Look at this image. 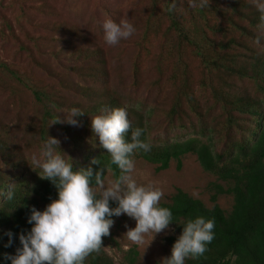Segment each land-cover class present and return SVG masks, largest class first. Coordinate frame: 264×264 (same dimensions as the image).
Instances as JSON below:
<instances>
[{
  "label": "trees",
  "instance_id": "1",
  "mask_svg": "<svg viewBox=\"0 0 264 264\" xmlns=\"http://www.w3.org/2000/svg\"><path fill=\"white\" fill-rule=\"evenodd\" d=\"M44 2L41 1L39 5L44 6ZM172 2L173 0H145L148 14L142 42H147L151 34L161 33L164 37L163 50L168 49L178 56L182 49L189 47L209 77L217 70L227 72L235 77L236 86L224 85V90L221 91L214 89V85L210 83L207 86L211 94V103L203 107L199 98L192 99L188 95L187 64L183 59L176 57L172 63L174 67L172 75L181 71L182 79L177 89H174L167 116L170 117V124L179 123L178 114L182 106L187 104L189 114L194 115L200 123L199 129L193 125L192 133L185 138L162 143L150 142L147 138L146 114L152 109L148 110L146 103L142 101L133 102L126 98L124 90L110 92L106 96L103 95L102 99H95L93 92L92 117L104 114L105 109H126L132 127L142 128L144 132L141 139L152 146L151 151L147 153L136 151L132 155L155 164V171L158 172L167 169L171 160L176 161V167L179 169L181 157L191 153L195 155L204 171L224 182L225 186L213 185L215 192L211 195L214 202L212 207L205 206L201 200L191 197L180 188L175 190L168 202H160L161 207L172 212L173 221L170 224L177 232L176 235L166 238L171 248L182 233L187 220L202 216L214 221V238L206 245L207 251L195 259L186 258L185 264H264V37L259 35L257 27L261 23V14L251 0H209V4L203 8L199 7L200 0H194L196 7L190 6L189 0H176L177 8L170 12L168 8ZM48 13H51L48 12V8H31L30 12H27L29 27H40V24L34 25V22H37V14L54 16V13ZM104 14L119 23L122 15L121 6L109 5L105 8ZM1 16L6 18L7 15ZM162 24L165 25L161 30ZM41 27L44 28V25ZM25 31L28 35L29 31ZM49 32L58 34L61 31L51 28ZM25 39L33 45L37 42L33 36L28 35ZM16 43L21 51H26V54L32 57L30 46L19 39H16ZM93 47V65L100 68L101 78L107 75L106 60L102 48L95 46V43ZM162 62L163 57H157L158 71ZM238 63L246 67L235 68ZM0 70L20 84L28 86L25 77L9 64L1 61ZM139 73L140 66L135 60L132 68L134 80ZM237 81L250 82L253 95L239 89ZM31 90L34 98L44 104L43 120L56 122L58 116L53 110L60 106L49 100L50 97L44 91L33 87ZM107 90L104 88L103 93ZM215 108L219 109L220 114ZM209 115H215L213 120H217L216 125L220 124L219 118L222 119L220 129L215 130L207 126L205 119ZM82 121L85 123V120ZM65 127V132L69 131ZM40 138L46 140L45 130L41 132ZM125 140L131 142L130 133L125 134ZM217 142H223V145L218 148ZM95 144L83 162L72 163L73 171L91 167L94 175L97 172L101 174V179L107 171L114 180L117 179L120 175L119 168L111 162L107 150L99 142ZM93 160H96V164L92 163ZM24 172L26 169L21 173ZM0 177H3L2 174ZM25 177L26 175L21 174L16 179H0V191L6 193L11 187L13 192L11 200L0 196V264H11L10 260L5 259V254L15 255L16 249L21 247L19 236L30 232L32 224L28 223V217L31 215V208L43 211L47 204L58 198L53 181L41 179L38 175V182L32 190L28 187L23 188ZM91 182L93 186L96 185L94 176ZM218 194L232 196L233 204L229 212L226 213L215 203ZM109 206L114 208L117 203L110 200ZM115 217L112 216L111 219L114 220ZM9 232L12 234L11 243L10 246H6L10 241L7 235ZM136 255L135 247L130 248L125 256L126 264H135ZM84 264L114 262L102 244L101 250L88 256Z\"/></svg>",
  "mask_w": 264,
  "mask_h": 264
},
{
  "label": "rangeland",
  "instance_id": "2",
  "mask_svg": "<svg viewBox=\"0 0 264 264\" xmlns=\"http://www.w3.org/2000/svg\"><path fill=\"white\" fill-rule=\"evenodd\" d=\"M41 1H45L44 6L39 5ZM114 4L121 6L119 21L129 20L136 31L129 39L109 46L103 38L102 22L107 19L105 8ZM37 6L48 8V12H51L48 14L54 13V16L37 14L34 25L40 24V27L31 28L27 12ZM146 7L145 0H0V62L18 70L28 85L20 84L0 70V175L3 176L0 179H16L21 174L26 175L23 188L33 190L41 170L32 163V158L34 155L39 156L49 137L59 141L58 147L53 146L56 154L69 163L83 162L92 146L96 145L95 142H99L91 130L93 92L95 99H102L103 95L110 92L124 90L126 98L146 103L147 109H152L146 114L147 138L150 142L162 143L185 138L192 133L193 125L199 129L200 123L194 115L189 114L187 104L182 106L178 114L179 123L175 121L177 124H170V117L167 116L174 89H177L182 79L181 71L172 75V63L176 57L187 64L188 95L192 99L199 98L203 107L211 103L207 86L210 83L214 89L221 91L224 85L236 86L235 77L227 72L217 70L209 77L189 47L182 49L178 56L173 51L163 50L164 37L161 33L151 34L147 42H142L148 14ZM1 14L7 15L6 18ZM43 25L44 28L41 27ZM164 25H160L161 30ZM51 28L61 31L58 33L60 35L49 32ZM25 30L29 31V37L33 36L37 41L34 45L26 41L28 35ZM16 39L32 48V57L19 49ZM94 43L102 48L106 60L107 75L101 78L100 68L93 65ZM157 57H163L160 71L157 70ZM135 60L140 66L137 84L132 75ZM234 67L246 66L238 63ZM237 86L253 95L250 82L237 81ZM31 87L44 91L50 97L49 100L60 106L53 110L58 119L67 118L73 108L82 111L84 115L74 118L79 121V126L66 122L56 124L48 119L45 122L42 117L44 104L34 98ZM104 88L108 89L105 93ZM215 110L220 112L217 108ZM217 112L213 111L219 115ZM214 116H207L205 121L209 128L217 130L222 126V119L219 118L220 124L216 125ZM64 127L70 132H65ZM44 130L45 141L40 138ZM222 145L223 142H217L218 148ZM131 159L135 164L132 175L137 184H152L160 188L164 193L160 202H168L175 190L180 188L191 197L201 200L205 206L212 207L213 185L225 186L223 181L204 171L191 153L181 157L179 169L176 161L171 160L167 169L158 172L155 171V164L139 156L132 155ZM24 169L26 172L21 173ZM102 180L106 187L114 181L109 171ZM92 187L97 189L96 185ZM215 203L227 213L231 210L233 199L229 194H218ZM113 221L110 235L103 238V249L114 264H126V253L132 247L137 251L135 264H161L162 258L170 256L171 247L166 238L177 234L172 224L155 234L151 241L149 235L145 237L144 244L135 245L125 235L128 229L135 227V220L121 214Z\"/></svg>",
  "mask_w": 264,
  "mask_h": 264
},
{
  "label": "clouds",
  "instance_id": "3",
  "mask_svg": "<svg viewBox=\"0 0 264 264\" xmlns=\"http://www.w3.org/2000/svg\"><path fill=\"white\" fill-rule=\"evenodd\" d=\"M251 2L261 14V23L257 27L259 35L264 37V0ZM189 4L197 6L194 0H189ZM208 4L209 0H200L199 7ZM176 8V0H173L168 11H175ZM102 29L104 41L109 46L129 39L136 31L127 19L117 23L107 18L102 22ZM103 111L104 114L91 118V130L107 150L111 162L119 168V177L106 187L101 174L97 172L94 175L91 167L73 171L72 162L55 152L53 146L58 147L59 141L49 137L39 156H33L32 163L41 170V179L55 183L58 198L47 204L43 211L31 208L28 217V223L32 224L30 232L19 236L21 247L16 249L15 255L5 254V259L11 264H84L88 256L101 250L103 238L110 235L114 223L112 216L125 214L135 220V227L125 233L135 245L144 244L145 237L149 235L151 241L155 234L167 229L173 221L172 212L160 206L163 191L152 184L138 185L132 175L135 164L131 155L136 151H151V144L141 139L144 130L132 127L126 109ZM82 115V111L73 108L67 118L54 123L79 126V121L74 118ZM127 133H130L131 142L125 140ZM92 163L96 164V160ZM93 176L96 190L92 187ZM0 196L11 200V187L6 193L0 191ZM110 200L115 201L117 206L110 207ZM214 227L212 219L202 216L187 220L172 245L170 256L162 258L161 264H185L186 258L202 256L207 251L206 245L214 238ZM7 235L10 241L6 246H10L12 234L9 232Z\"/></svg>",
  "mask_w": 264,
  "mask_h": 264
}]
</instances>
